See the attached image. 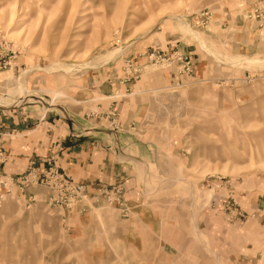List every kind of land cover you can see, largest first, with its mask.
<instances>
[{
	"label": "rangeland",
	"instance_id": "rangeland-1",
	"mask_svg": "<svg viewBox=\"0 0 264 264\" xmlns=\"http://www.w3.org/2000/svg\"><path fill=\"white\" fill-rule=\"evenodd\" d=\"M73 114L121 178L54 158ZM0 264H264V0H0Z\"/></svg>",
	"mask_w": 264,
	"mask_h": 264
},
{
	"label": "crops",
	"instance_id": "crops-1",
	"mask_svg": "<svg viewBox=\"0 0 264 264\" xmlns=\"http://www.w3.org/2000/svg\"><path fill=\"white\" fill-rule=\"evenodd\" d=\"M83 80L86 87L94 88V92L97 93L99 96H104L105 98L114 97L115 93L112 92V88L110 87L109 84L110 82H113V80H115L113 74L109 76L108 73L104 74L99 71L96 72L95 74L89 73V75L88 74L84 75ZM112 103L113 100L110 99V106H113ZM103 108L106 107H103L102 104L97 105V109L99 110L98 114L100 112H104ZM71 116L72 117H69L70 118L69 122L71 124L66 123L68 126L67 125L64 126L63 135L59 134L55 136L53 133H51V135H48L49 137L48 142L49 145L52 146L54 158L62 159L64 160V162L68 161V164L75 163V166L76 163L80 164L81 168L84 169L83 172H85L84 174H82V181L86 185H96L99 182L110 184L111 179L115 181L118 178H121L122 169L119 171L120 167L117 165V163H114L112 161L113 159L115 160L117 158L116 156L119 157L121 155L114 154L113 152L112 153L104 152V150L100 147V145L102 146L103 143L100 144L96 140L95 141L90 140L91 138L90 136L92 135L101 136V131L98 130L97 126L94 125L96 122L95 119L98 117L97 114L96 115L81 114L78 117H75V115L73 114ZM74 117L78 118L79 121L74 119ZM39 123L35 127L38 128ZM8 124H10L11 127L12 125H14V129H16V131L17 130L24 131L27 130L30 124L34 125L37 123L35 122V120H33L32 122L27 121L26 123L20 122L19 126H16L15 124H12L7 121L5 125L7 126ZM75 130L77 132L79 131L78 133L80 136L75 137L76 136L74 135L76 134ZM104 132L106 133V135L104 134L105 138L102 136L100 137L102 142L109 140L110 138L109 141L110 145L111 144L113 145L116 144L115 146H117L118 144H120L121 146L123 145L125 151L127 152L130 149H132V145H133L132 140L127 139L126 141L120 143L116 137H113V135H111L112 133L109 134V132L107 133V131ZM35 145L39 147V145L43 146V143L42 141L40 142L36 141ZM35 156H37V153H35ZM121 157L123 158V156Z\"/></svg>",
	"mask_w": 264,
	"mask_h": 264
},
{
	"label": "built area",
	"instance_id": "built-area-1",
	"mask_svg": "<svg viewBox=\"0 0 264 264\" xmlns=\"http://www.w3.org/2000/svg\"><path fill=\"white\" fill-rule=\"evenodd\" d=\"M3 63V62H2ZM4 65V63L2 64V66Z\"/></svg>",
	"mask_w": 264,
	"mask_h": 264
}]
</instances>
